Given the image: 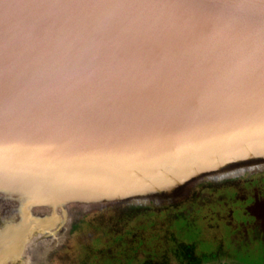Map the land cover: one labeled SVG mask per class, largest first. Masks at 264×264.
Masks as SVG:
<instances>
[{
    "label": "water",
    "instance_id": "water-1",
    "mask_svg": "<svg viewBox=\"0 0 264 264\" xmlns=\"http://www.w3.org/2000/svg\"><path fill=\"white\" fill-rule=\"evenodd\" d=\"M259 172L264 0H0V264H45L88 213Z\"/></svg>",
    "mask_w": 264,
    "mask_h": 264
},
{
    "label": "rangeland",
    "instance_id": "rangeland-1",
    "mask_svg": "<svg viewBox=\"0 0 264 264\" xmlns=\"http://www.w3.org/2000/svg\"><path fill=\"white\" fill-rule=\"evenodd\" d=\"M216 179L208 186L210 190L201 193L204 195L202 198H195L199 193L196 186L206 181L187 187L185 190L188 191L184 194V191H178V196L172 198L157 197L153 202L150 200L149 203L138 205L139 208H136L137 205H131V209L130 205L122 204L112 207L111 210L88 213L86 220L93 218L104 222L98 221L90 225L84 223L78 227V234L73 239L71 228L64 245V248L68 245L69 248L63 253L56 252L51 259H46L45 264H67L66 261L70 259H76L77 264L84 261L90 263V260L101 264L104 261V255L101 254L104 250L111 261L108 264H139L150 259H153L154 264H179L176 257L197 261L201 256L208 261L216 255L219 257V260H213L218 261L216 264L222 263L225 256L230 264H264V200L257 198L258 204L251 203L248 196L249 203L244 204L242 198L247 196L253 187L245 185L246 183L239 186L240 182L228 184L224 182L225 178ZM236 179L238 178L234 180ZM148 205L150 211L154 212L151 217L155 218L154 227L158 231H152L155 235L153 242L147 240L149 232L145 231V237L142 235L143 220L140 210ZM168 207L176 209L172 212L182 211L191 220V225L188 221L177 222L176 219L172 221L173 229L169 227L165 216ZM259 212L263 213V218L258 217ZM129 214L131 221L128 222L124 215ZM110 216H120V219H109ZM106 221L108 224H105ZM245 222L249 225L244 224ZM108 228H114L112 234H115V238L106 234L105 229ZM151 228L153 227L144 226L143 229ZM124 230L128 234H125ZM188 237L197 240H188ZM195 242L198 245H195ZM192 246H196V249H192ZM175 250L178 253L174 254ZM93 252L95 256L91 257ZM181 252L187 254L180 255ZM248 257L249 261H241Z\"/></svg>",
    "mask_w": 264,
    "mask_h": 264
},
{
    "label": "flooded vegetation",
    "instance_id": "flooded-vegetation-1",
    "mask_svg": "<svg viewBox=\"0 0 264 264\" xmlns=\"http://www.w3.org/2000/svg\"><path fill=\"white\" fill-rule=\"evenodd\" d=\"M224 182L225 183H235V182H237V183H241V184H239V186L240 185H242V184H245V185H247V186H250V187H253V189L250 191V192H248V194H247V196H245L244 198H242V202H244V204H247V203H249L248 202V196H250V198H251V203H254V202H256V204H258V202H259V200H258V202H257V198H260L261 200L263 199L264 200V175H262V174H260V175H253V176H247V177H244V178H239V179H236V180H234V179H228V180H224ZM259 183H261L262 185H260ZM211 185V183H204V184H202V185H200L197 189H196V191H198L199 193L197 194V196H195V198L196 197H200V198H202L204 195H201V193H203V192H206L207 190H210L209 188H208V186H210ZM238 184H235V186H237ZM261 186V187H260ZM231 189V188H230ZM168 206V205H167ZM248 206V205H247ZM183 207V206H182ZM145 208V209H144ZM166 210H167V212L165 213V216H166V219H167V223L169 224V227H171L172 229H173V223H172V221L173 220H176L177 219V222H181V221H183L184 223L186 222V221H188V223L191 225V220L190 219H188L187 217H186V215L182 212V211H173L172 212V210H176V209H174V208H166ZM165 210V211H166ZM141 211V215H142V220H143V223H142V235L144 236V233H145V231H147V232H149V237H148V239L147 240H150V241H154L155 240V235L153 234V230L154 231H157L156 229H155V227H154V225H155V222H154V220H155V218H152L151 216H154V212H152V211H150V207H149V205H148V207L146 206V207H142V210H140ZM245 214V213H244ZM262 214L263 213H261L260 214V212H259V214H258V217L259 218H263L262 217ZM130 215V218H131V214H129ZM134 216H136V215H134ZM129 218V219H130ZM104 219H106V218H104ZM109 219H113V220H118V219H120V216H117V217H114V216H110L109 217ZM108 219V220H109ZM98 221H100V222H104V220H101V219H93V218H90V219H88V220H86V219H84V221H82L81 223H78V224H76V225H74L73 227H72V231H71V239H73L75 236H77V234H78V227L79 226H82L84 223H87L88 225H90V224H92V223H94V222H98ZM129 221H131V220H129ZM175 223V222H174ZM96 224V223H95ZM105 224H108V221H106V223ZM114 224V223H113ZM244 224H246V225H249V223H247V222H245ZM94 225V224H93ZM100 225H104V224H100ZM144 226H149V227H153V228H151V229H143L144 228ZM114 227H116V225H114ZM124 229V228H123ZM114 230V228H108V229H105V232H107L106 234H108V235H111L112 237H116L115 236V234L113 235L112 234V231ZM174 231V230H173ZM158 232V231H157ZM247 232V231H246ZM124 233L125 234H128V232L127 231H125L124 230ZM80 236V235H79ZM78 236V237H79ZM145 237V236H144ZM249 237V236H248ZM251 237V236H250ZM91 238V237H90ZM193 239V240H197V238H193V237H188L187 239L189 240V239ZM89 240V239H88ZM91 240V239H90ZM94 242V241H93ZM196 243V242H195ZM195 245H198L197 243L195 244ZM69 248V245L66 247V248H64V249H62V250H60L58 253H63L66 249H68ZM192 249H196V246H192L191 247ZM209 250V249H208ZM186 251V250H185ZM188 251V250H187ZM83 252V251H82ZM79 254L81 255V253H80V249H79ZM102 255H104L103 256V258H104V261H103V263H101V264H108V262H111V261H109V257H107V252H106V250H104L102 253H101ZM168 255V254H167ZM198 256H200L199 254H197ZM91 257H93V256H95V254H94V252H93V254L92 255H90ZM217 256V255H216ZM210 257L209 259H211V258H214V260L215 259H217V260H219V257ZM62 257L64 258V256L62 255ZM249 258L250 257H248V258H245L244 260H241V261H249ZM226 259H227V256H225V258H224V260L222 261V264L223 263H227V264H230V263H228L227 261H226ZM232 261V260H231ZM78 262H79V260H78ZM96 262V263H95ZM134 262H135V260H134ZM215 263H217L218 261H214ZM66 263L67 264H77V260L76 259H73V260H71L70 259V261H66ZM155 262H153V259H150L149 261H146V260H143V261H141V262H139V264H154ZM219 263H220V261H219ZM82 264H100L98 261H93L92 262V260H90V263H89V261H84ZM221 264V263H220ZM246 264V263H245ZM248 264H250V262H248Z\"/></svg>",
    "mask_w": 264,
    "mask_h": 264
},
{
    "label": "trees",
    "instance_id": "trees-1",
    "mask_svg": "<svg viewBox=\"0 0 264 264\" xmlns=\"http://www.w3.org/2000/svg\"><path fill=\"white\" fill-rule=\"evenodd\" d=\"M260 174H262V175H264V172H259V173H253V174H251V173H244V174H242V175H238V176H235V177H231V178H227V179H224V180H228V179H235V178H244V177H247V176H253V175H260ZM211 182H213V181H206L205 183H211ZM202 184H204V183H202ZM202 184H198L197 186H196V188H198L200 185H202ZM128 207V206H127ZM131 209L133 208V206H129ZM145 207V206H144ZM136 208H139V206L137 205L136 206ZM107 210H111L112 209V207H108V208H106ZM105 209H103V210H99L100 212L101 211H104ZM97 212V211H96ZM125 216V218L128 220V222H129V218H130V215L129 216H126V215H124ZM84 219H86V216H84V217H82L76 224H78V223H81L82 221H84ZM75 224V225H76ZM175 253H178L176 250L174 251V254ZM186 255L187 254V252H185V253H183V252H181L180 253V255ZM187 257V256H186ZM177 258V262H180L179 264H204V262L206 263V264H216V263H214V258H211V259H209L208 261L207 260H205V258H203V257H199L198 259H197V261H195L194 259H192V260H190V259H182V258H180V257H176ZM188 258V257H187ZM222 264V263H221ZM223 264H227V263H223Z\"/></svg>",
    "mask_w": 264,
    "mask_h": 264
}]
</instances>
